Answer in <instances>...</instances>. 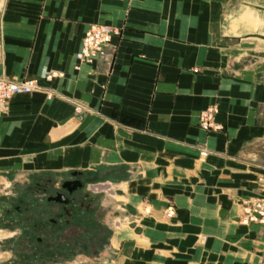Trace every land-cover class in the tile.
<instances>
[{"label":"crops","instance_id":"1","mask_svg":"<svg viewBox=\"0 0 264 264\" xmlns=\"http://www.w3.org/2000/svg\"><path fill=\"white\" fill-rule=\"evenodd\" d=\"M246 1L1 0L0 77L41 89L0 112V216L3 191L78 178L87 211L105 197L82 239L101 250L56 264H264V224L241 221L264 177V44L233 31ZM92 24L121 34L80 62ZM209 106L221 130L201 128Z\"/></svg>","mask_w":264,"mask_h":264},{"label":"rangeland","instance_id":"2","mask_svg":"<svg viewBox=\"0 0 264 264\" xmlns=\"http://www.w3.org/2000/svg\"><path fill=\"white\" fill-rule=\"evenodd\" d=\"M243 4L251 6L256 14L252 13L254 14L252 15L249 9L242 7L239 10L240 13L244 14L242 18L245 19V15L251 14V18L262 25L264 11L255 6L264 8V5L258 0H248ZM256 29V25L249 24L241 32L233 31L242 35L245 32H257ZM246 38L249 39L247 36ZM44 181L40 185L27 186L22 192L23 195L21 194L18 198L7 200V196L5 195L11 189H8L7 192L3 191L2 196L4 200L2 201L3 211L0 216V228H7L10 231L5 232V235H9V238L6 240L9 243L3 249L8 250L9 253L7 258L0 255V264H56L54 262H59L65 257L77 255L84 251L99 254L101 249L95 247L88 248L82 240L86 236H93L94 238L97 236L96 217L92 215L88 216L89 211H87L85 206L81 209H76L74 218H72V220L74 219V226L69 227L68 230L66 221L70 217L59 215V212H63L61 209L55 212L54 207H57L58 203L48 199L63 190L62 183L55 185L54 183H49L47 179ZM82 189L74 194L79 199H83V197L81 198ZM37 192L42 194V200L32 198V194ZM97 195L98 200L93 202L94 206L90 207L89 213L95 212L97 208L100 209L102 207L103 198L105 197L102 198L101 195ZM8 197H12L11 194ZM100 200L101 206L99 204ZM84 201L87 205L88 200ZM5 202H8V204L4 205ZM89 203H92V201H89ZM40 206L43 208H40ZM108 207L111 209L110 206ZM40 213L41 222L39 220L35 222L34 220L39 219ZM110 233L109 230L103 231L101 235L104 241H106Z\"/></svg>","mask_w":264,"mask_h":264},{"label":"built area","instance_id":"3","mask_svg":"<svg viewBox=\"0 0 264 264\" xmlns=\"http://www.w3.org/2000/svg\"><path fill=\"white\" fill-rule=\"evenodd\" d=\"M121 34V28L108 24H92L87 30L82 46L77 54L80 62H95L106 56L111 47L113 38ZM52 75H46L45 78H51ZM41 89L38 80L25 78L22 80H12L0 77V112L7 109L10 101L18 94H27ZM218 108L209 106L200 113L199 124L206 131H218L222 126L216 121ZM202 156L207 152L203 151ZM258 194L242 202L241 221L244 223H262L264 224V177L258 178ZM174 207L170 206L166 210L168 217H173Z\"/></svg>","mask_w":264,"mask_h":264},{"label":"water","instance_id":"4","mask_svg":"<svg viewBox=\"0 0 264 264\" xmlns=\"http://www.w3.org/2000/svg\"><path fill=\"white\" fill-rule=\"evenodd\" d=\"M256 8L258 9H261L264 11V8L263 7H259V6H255ZM247 37H256V38H260V39H263L264 40V36L262 35H258V34H251V35H247ZM73 176L74 177H77L78 176V173H73ZM84 187V183L81 179H78V178H75V179H72V180H66L62 183V189L65 191H59L55 196H51L49 197L48 199L50 201H55L57 203H60V204H64V205H70V204H73L74 203V194L81 190L82 188ZM68 195H71L73 197H68Z\"/></svg>","mask_w":264,"mask_h":264},{"label":"flooded vegetation","instance_id":"5","mask_svg":"<svg viewBox=\"0 0 264 264\" xmlns=\"http://www.w3.org/2000/svg\"><path fill=\"white\" fill-rule=\"evenodd\" d=\"M62 191H64V190H62ZM67 196L70 197V198L73 197V196L68 195V194H67ZM74 198H75V200H74V203L73 204H70V205H64V204H60V203L57 204L58 207H59V209H61L63 211V212H59L58 213L59 215H67V216H70V215H73V214L76 213V209H81L84 206L86 207V203H85V201L83 199H79L75 195H74ZM67 221H69V219Z\"/></svg>","mask_w":264,"mask_h":264},{"label":"bare ground","instance_id":"6","mask_svg":"<svg viewBox=\"0 0 264 264\" xmlns=\"http://www.w3.org/2000/svg\"><path fill=\"white\" fill-rule=\"evenodd\" d=\"M244 5V4H243ZM245 8L249 9L251 11V14L255 12V10H252V7L251 6H247V5H244ZM251 14H247L245 15V20L247 21V23L249 24H253V25H256L257 27V32H251V33H254V34H258V35H264V31H263V28H264V19H263V23L262 25H260L258 22L254 21L252 18H251ZM256 14V13H254ZM252 14V15H254ZM244 16V14H242ZM244 27V26H243ZM245 28V27H244ZM243 28V29H244ZM260 43H263L264 44V40H258Z\"/></svg>","mask_w":264,"mask_h":264}]
</instances>
